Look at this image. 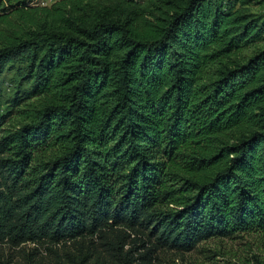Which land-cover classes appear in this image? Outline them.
Returning <instances> with one entry per match:
<instances>
[{"label":"trees","instance_id":"16d2710c","mask_svg":"<svg viewBox=\"0 0 264 264\" xmlns=\"http://www.w3.org/2000/svg\"><path fill=\"white\" fill-rule=\"evenodd\" d=\"M98 1L0 0V245H70L58 264L264 247V19Z\"/></svg>","mask_w":264,"mask_h":264},{"label":"rangeland","instance_id":"374dc122","mask_svg":"<svg viewBox=\"0 0 264 264\" xmlns=\"http://www.w3.org/2000/svg\"><path fill=\"white\" fill-rule=\"evenodd\" d=\"M138 2L144 9H149L155 0H138ZM99 4L111 7L117 5L116 2L109 0H99L97 6ZM246 6L255 16L264 19V0H251ZM1 95L2 104L7 107L6 101L14 96L13 91L1 87ZM20 121L22 118L16 114L4 128L14 129ZM69 247L70 245L48 243L39 245L27 243L19 247L0 245V264H58ZM255 254L264 259V247L254 236L237 239H211L201 243L196 250L190 253H161L156 264H254Z\"/></svg>","mask_w":264,"mask_h":264},{"label":"built area","instance_id":"2783aa9c","mask_svg":"<svg viewBox=\"0 0 264 264\" xmlns=\"http://www.w3.org/2000/svg\"><path fill=\"white\" fill-rule=\"evenodd\" d=\"M61 0H37V5L41 7H49Z\"/></svg>","mask_w":264,"mask_h":264}]
</instances>
